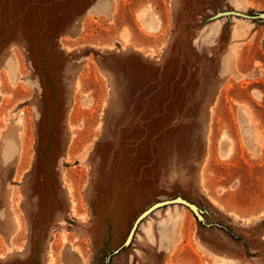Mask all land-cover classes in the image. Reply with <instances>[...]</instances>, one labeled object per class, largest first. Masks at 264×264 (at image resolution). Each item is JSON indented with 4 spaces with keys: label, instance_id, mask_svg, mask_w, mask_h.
I'll list each match as a JSON object with an SVG mask.
<instances>
[{
    "label": "rangeland",
    "instance_id": "1",
    "mask_svg": "<svg viewBox=\"0 0 264 264\" xmlns=\"http://www.w3.org/2000/svg\"><path fill=\"white\" fill-rule=\"evenodd\" d=\"M229 12L264 0H0V264H264V20Z\"/></svg>",
    "mask_w": 264,
    "mask_h": 264
},
{
    "label": "water",
    "instance_id": "2",
    "mask_svg": "<svg viewBox=\"0 0 264 264\" xmlns=\"http://www.w3.org/2000/svg\"><path fill=\"white\" fill-rule=\"evenodd\" d=\"M225 15H238V16L247 17V18H261V19L264 20V14H261L259 16H255V17H250V16H247V15H243V14H239V13H235V12H229V13H226ZM175 204L184 205V206L188 207L190 210L193 211V213L196 216H198L200 218V214H199L198 207L195 206V205H193V204H191L187 200L182 199V198H175V199H171V200H165V201L158 202V203L154 204L152 207H150L149 209H147L146 211H144L138 217V219L136 220V222L134 224V227H133L131 233L128 236V239H127V242L126 243L127 244L131 243V241L134 238L136 229L138 228V226L140 225V223L146 217H148L149 215H151L152 213H154L155 211H157V210H159L161 208L168 207V206L175 205Z\"/></svg>",
    "mask_w": 264,
    "mask_h": 264
},
{
    "label": "bare ground",
    "instance_id": "3",
    "mask_svg": "<svg viewBox=\"0 0 264 264\" xmlns=\"http://www.w3.org/2000/svg\"><path fill=\"white\" fill-rule=\"evenodd\" d=\"M16 132L17 130L15 128H10V130L6 133L5 135V147L3 149V161H4V167L7 168V163L10 162V160L14 157V155L17 152V145H16ZM5 168L3 170H5ZM9 221V220H8ZM148 232L152 231L151 226L149 225V227H147ZM147 232V233H148ZM152 235V232L150 233V236ZM66 241V239H65ZM69 254L68 256H66L67 258L70 259V261H68L69 263L71 261H74V258L76 261H81V253L78 252V254H76L75 256H73V253H67ZM65 257V259H66ZM53 261V260H52ZM66 261V262H67ZM216 264H235L231 259L225 258V257H217L215 259Z\"/></svg>",
    "mask_w": 264,
    "mask_h": 264
},
{
    "label": "crops",
    "instance_id": "4",
    "mask_svg": "<svg viewBox=\"0 0 264 264\" xmlns=\"http://www.w3.org/2000/svg\"><path fill=\"white\" fill-rule=\"evenodd\" d=\"M110 180L112 181V184H113V181H114V176L110 175ZM112 184H109L107 186H109L108 188L112 187L113 185ZM111 185V186H110ZM106 190V189H105ZM104 190V191H105Z\"/></svg>",
    "mask_w": 264,
    "mask_h": 264
}]
</instances>
